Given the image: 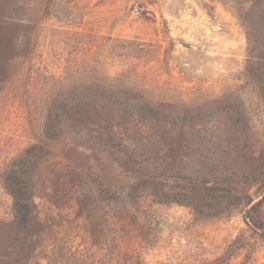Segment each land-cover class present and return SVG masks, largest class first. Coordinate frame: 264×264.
I'll return each instance as SVG.
<instances>
[{
	"label": "rangeland",
	"instance_id": "obj_1",
	"mask_svg": "<svg viewBox=\"0 0 264 264\" xmlns=\"http://www.w3.org/2000/svg\"><path fill=\"white\" fill-rule=\"evenodd\" d=\"M0 8L22 23L0 74L3 212L18 171L62 264H264L245 221L260 200L264 218V0Z\"/></svg>",
	"mask_w": 264,
	"mask_h": 264
},
{
	"label": "trees",
	"instance_id": "obj_2",
	"mask_svg": "<svg viewBox=\"0 0 264 264\" xmlns=\"http://www.w3.org/2000/svg\"><path fill=\"white\" fill-rule=\"evenodd\" d=\"M12 11L0 18V74L6 62L8 64L12 61L10 52H6L8 49L6 43H9V47H15L14 42L18 39L16 32L22 24L16 23ZM39 148L40 151L43 150L42 147ZM3 184L12 199V205L6 212L1 210L0 205V264H38L40 258L48 259L49 264H62L67 257L65 248L60 246L49 248L46 244L50 237L47 230L48 221L41 219L40 205L36 202L37 199L45 200V198L34 192L36 184L29 185V182L21 180L18 171L11 173V177L4 180ZM258 189L264 194V180L261 181ZM46 202L49 203L47 200ZM261 205L262 200L251 206L246 213L245 221L264 236ZM82 215L81 209L77 216ZM120 219L125 220V218ZM129 234L128 230L126 235ZM135 264L141 263L136 261Z\"/></svg>",
	"mask_w": 264,
	"mask_h": 264
},
{
	"label": "built area",
	"instance_id": "obj_3",
	"mask_svg": "<svg viewBox=\"0 0 264 264\" xmlns=\"http://www.w3.org/2000/svg\"><path fill=\"white\" fill-rule=\"evenodd\" d=\"M133 13L135 15H139L141 13V9L139 7H135Z\"/></svg>",
	"mask_w": 264,
	"mask_h": 264
}]
</instances>
